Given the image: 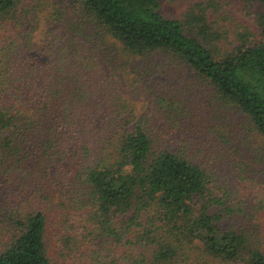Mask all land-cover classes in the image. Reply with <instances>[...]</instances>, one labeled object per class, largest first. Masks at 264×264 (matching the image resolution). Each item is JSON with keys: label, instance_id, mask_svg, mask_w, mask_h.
Here are the masks:
<instances>
[{"label": "trees", "instance_id": "1", "mask_svg": "<svg viewBox=\"0 0 264 264\" xmlns=\"http://www.w3.org/2000/svg\"><path fill=\"white\" fill-rule=\"evenodd\" d=\"M159 8L0 0V264H264V211L205 158L211 134L169 136L121 80L193 120L182 93L201 89L236 147L245 127L264 136V43L216 0Z\"/></svg>", "mask_w": 264, "mask_h": 264}, {"label": "rangeland", "instance_id": "2", "mask_svg": "<svg viewBox=\"0 0 264 264\" xmlns=\"http://www.w3.org/2000/svg\"><path fill=\"white\" fill-rule=\"evenodd\" d=\"M159 1V9L163 14L182 18L196 2L201 0ZM216 1L220 3L222 8L219 16L222 25L228 27L230 31L234 28L242 29L246 27L247 32L250 33L249 39L251 41L264 43V34L256 21L255 5L252 4L251 6L248 0ZM53 26L55 24H50L48 28ZM39 41L44 42L42 38H39ZM156 58L162 60L163 55H156ZM156 74L162 76L161 73L156 72ZM157 75H154L153 78ZM146 78H140V80L143 82ZM121 80L125 83V86L130 82L133 87H138V90L133 91L132 96L134 97L135 95L134 98L141 108L152 110L157 121L168 129L169 136H194L199 138L205 136V134H211L210 137L217 144H212V150L208 152V155L205 152V158L207 159V156L210 157V159L208 158L209 162L218 166L223 173L228 175L235 187L238 198L246 201L247 206L248 204L253 205L254 209L258 210L261 208L264 211V136L259 135L255 130L245 127V130L241 129L243 137L235 136L236 139L232 140L236 144V147H232L231 144L226 142L225 138L219 137L222 131L218 134L214 131L216 128L213 130L207 128L213 123L220 125L226 131L231 130L234 125L230 123L231 120L220 119L216 115L217 113L212 107L209 98L205 97V92L201 91V89L182 93L188 109H192L195 115L194 118L198 122L196 123L195 120L190 119L185 114L176 115L177 113H175L169 117L167 112H164L163 109L161 110L156 105V100L152 95L155 92V87L151 85V81L148 84L141 85L131 81L129 76L123 74H121ZM231 115L236 124H239L238 119L242 115L240 113L236 114V112H231ZM230 162L233 165H237V167L234 168Z\"/></svg>", "mask_w": 264, "mask_h": 264}]
</instances>
